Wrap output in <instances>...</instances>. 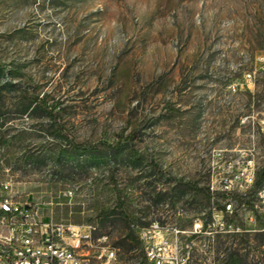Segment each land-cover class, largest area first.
<instances>
[{
    "label": "rangeland",
    "instance_id": "rangeland-1",
    "mask_svg": "<svg viewBox=\"0 0 264 264\" xmlns=\"http://www.w3.org/2000/svg\"><path fill=\"white\" fill-rule=\"evenodd\" d=\"M0 65V194L10 181L56 220L93 223L91 254L108 235L114 264L141 261L132 231L208 223L201 212L223 203L170 177H228L245 194L246 160L263 164L264 0H0ZM128 134L161 174L127 149L102 144L90 156L63 137L116 144ZM228 195L240 230L182 237L187 264H264V191L247 203Z\"/></svg>",
    "mask_w": 264,
    "mask_h": 264
},
{
    "label": "built area",
    "instance_id": "built-area-1",
    "mask_svg": "<svg viewBox=\"0 0 264 264\" xmlns=\"http://www.w3.org/2000/svg\"><path fill=\"white\" fill-rule=\"evenodd\" d=\"M230 165V163H229ZM244 177L250 189L255 172L252 160L245 162ZM231 179L220 177L207 186L212 194L231 193ZM264 191V187L258 192ZM10 181L2 184L0 194V264H114L117 250L108 240L109 236L99 238L101 250L92 255L89 246L95 238L93 223L58 221L52 211L34 201H22ZM225 208L210 209L208 223H198L192 219L187 228L161 225L159 221L140 227L137 235L141 242L144 262L138 264H187L188 249L185 251L184 239L198 236L237 232L239 227L228 219L233 212L230 198L223 201ZM200 215L207 216L201 212ZM186 248L188 244H185Z\"/></svg>",
    "mask_w": 264,
    "mask_h": 264
},
{
    "label": "trees",
    "instance_id": "trees-1",
    "mask_svg": "<svg viewBox=\"0 0 264 264\" xmlns=\"http://www.w3.org/2000/svg\"><path fill=\"white\" fill-rule=\"evenodd\" d=\"M1 71H6L7 69L0 65ZM23 96L30 101V104H36V106L40 109H43L53 120L54 122H57V114L54 111V108L50 107L47 101H45L44 98L40 97L39 95H29L26 91L24 92ZM59 130L62 131V128L58 126ZM66 142L73 148L76 152H81L85 154H89L90 156H96V154L100 151V145H104L105 148L109 149L111 152L114 153H120L124 150H128L129 154L133 157L134 160L141 161L143 158L147 159L150 166L153 170L162 173L157 163L152 160L151 158L147 156H143L140 152L137 151L135 148L133 141L135 138V134H128L127 136H122V138L116 143H108V142H99V143H90V142H76L74 139H71L68 137V135H63ZM175 185H182L186 188H189L195 192L202 193L207 201L209 203L214 202L217 203V199L221 198L223 201H225L226 198H228L229 195L225 193H217L212 194L207 186L198 185L197 182H191V181H183L180 178L177 177H170ZM264 187V161L263 164L256 170L255 172V178L254 181L250 187V189L245 194H237V193H230L232 195V199L238 201L239 203L242 202H248L247 196L253 195L257 193L260 189ZM117 199L119 200V204H124V198L122 196V193L120 190L117 191ZM252 206V205H251ZM218 208H225L223 203L218 204ZM122 214L125 215L127 218V215L125 212L121 211ZM210 215V212L207 213V216ZM129 225H131V222L127 218ZM130 238L132 241H134L135 244H138L141 246V242L139 240V237L137 234H135L133 231L130 234ZM140 262H144V256L142 252V259ZM228 264H248L245 261L241 260H231ZM251 264H260V263H251Z\"/></svg>",
    "mask_w": 264,
    "mask_h": 264
},
{
    "label": "bare ground",
    "instance_id": "bare-ground-1",
    "mask_svg": "<svg viewBox=\"0 0 264 264\" xmlns=\"http://www.w3.org/2000/svg\"><path fill=\"white\" fill-rule=\"evenodd\" d=\"M0 248H1V241H0Z\"/></svg>",
    "mask_w": 264,
    "mask_h": 264
}]
</instances>
